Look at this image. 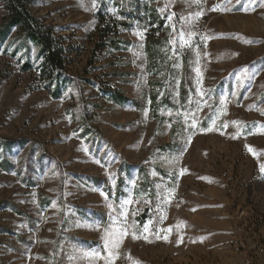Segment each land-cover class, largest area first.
I'll return each instance as SVG.
<instances>
[{
    "label": "rangeland",
    "instance_id": "374dc122",
    "mask_svg": "<svg viewBox=\"0 0 264 264\" xmlns=\"http://www.w3.org/2000/svg\"><path fill=\"white\" fill-rule=\"evenodd\" d=\"M150 4L161 29L121 18L130 27L98 48L96 0H32L76 80L57 98L39 45L0 36V138L13 142V168H0L3 264H54L55 247L60 264H264V0ZM6 14L0 2V29ZM83 111L97 139L83 136ZM138 165L152 202L134 196ZM114 231L127 233L118 245Z\"/></svg>",
    "mask_w": 264,
    "mask_h": 264
},
{
    "label": "trees",
    "instance_id": "16d2710c",
    "mask_svg": "<svg viewBox=\"0 0 264 264\" xmlns=\"http://www.w3.org/2000/svg\"><path fill=\"white\" fill-rule=\"evenodd\" d=\"M152 0H134L131 4V10L127 12L121 7L117 0H96L97 10L96 18L98 20V35L100 43L98 48H105L108 46L106 40L110 35L116 34L121 27H130L128 22L121 21V18L134 21L138 19L140 22L150 25H157L158 29H161L165 23L166 16L159 14L157 8L152 6ZM3 3L4 9L7 14L4 17V23L0 29V36L4 39L7 37L13 29H17L19 33H23L29 39H32L40 47L41 57L43 62L40 69V77L45 79L46 89L50 92L51 96L57 98L60 96L61 91L65 89L66 84L72 80L76 82L75 78L68 76L65 72V48L63 46V39L55 36L50 27L46 26L38 17H36L30 10L32 0H0ZM117 8L114 14H111V9ZM108 15L110 17L108 18ZM151 47V45H150ZM151 55L154 59H157V50L152 48ZM24 69L30 70L31 65L26 64ZM91 83L90 80H87ZM77 85L79 83L77 82ZM105 95H108V99L114 103L122 104L129 102L130 99L125 96L119 90H112L111 88H102ZM185 92V91H184ZM157 95L154 94L151 97V108L154 115H158L156 110ZM83 136H91L97 139L99 132L92 128L88 123L87 111H83ZM23 144V143H22ZM13 142L11 140L0 138V168L5 171L12 170L11 162L6 158L7 151L12 149ZM170 144H166L163 147H168ZM134 164L122 162L121 172L130 174L131 167ZM164 173V172H163ZM136 186L134 187V196L138 198L141 194H145L146 199L153 200L154 185L153 180L150 177L148 168L143 166H137L136 170ZM124 179L118 177L116 184L115 198L123 193ZM107 193L112 196V191L107 187ZM149 217V208H146L138 219L141 222H145ZM59 240H57L58 242ZM54 264H60V260L57 254V247L53 251ZM0 264H3L0 261Z\"/></svg>",
    "mask_w": 264,
    "mask_h": 264
},
{
    "label": "snow or ice",
    "instance_id": "6c2138e0",
    "mask_svg": "<svg viewBox=\"0 0 264 264\" xmlns=\"http://www.w3.org/2000/svg\"><path fill=\"white\" fill-rule=\"evenodd\" d=\"M197 72L199 74V69H197ZM249 150L252 151L251 147H249ZM261 171H264V165H261ZM145 230L147 231V229H145ZM168 231H171V228H169ZM126 234H127L126 232H116V231H114L112 233V238L115 240L116 244L118 245L120 237L123 236V235H126ZM133 238H138V237H135V235H134ZM144 238L147 239V237H144ZM158 238H160V237H158ZM163 239H167V236H164ZM108 255H109V257H111L113 254L111 252H109Z\"/></svg>",
    "mask_w": 264,
    "mask_h": 264
}]
</instances>
